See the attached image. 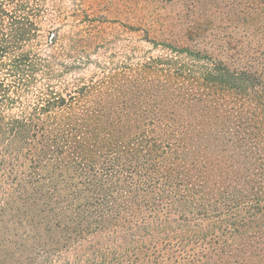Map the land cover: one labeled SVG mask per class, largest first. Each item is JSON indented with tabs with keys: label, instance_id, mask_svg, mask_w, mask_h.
Masks as SVG:
<instances>
[{
	"label": "trees",
	"instance_id": "16d2710c",
	"mask_svg": "<svg viewBox=\"0 0 264 264\" xmlns=\"http://www.w3.org/2000/svg\"><path fill=\"white\" fill-rule=\"evenodd\" d=\"M3 5L0 66L32 77L14 55L27 28ZM229 43L164 42L21 105L0 73V259L30 241L57 264L49 242L86 241L91 264H264V0L263 46L235 64Z\"/></svg>",
	"mask_w": 264,
	"mask_h": 264
},
{
	"label": "rangeland",
	"instance_id": "374dc122",
	"mask_svg": "<svg viewBox=\"0 0 264 264\" xmlns=\"http://www.w3.org/2000/svg\"><path fill=\"white\" fill-rule=\"evenodd\" d=\"M2 4L27 28L14 55H23L22 68L36 70L34 76L22 77L12 75L13 59L0 66L5 81L19 88L16 105L34 102L47 85L66 94L104 68L132 67L140 59L165 54L164 42L197 44L207 50L230 42L223 56L234 54L230 60L235 64L246 62L251 41L263 46V0H2ZM253 24H258V31ZM62 242L60 246L49 242L45 249L57 264L101 261L98 246L85 241L81 247L68 244L70 249ZM23 247L16 251L7 247L0 264H43L32 254L42 247L30 241ZM58 249L67 251L58 254ZM27 253L35 261L24 258ZM87 255L92 259H85Z\"/></svg>",
	"mask_w": 264,
	"mask_h": 264
}]
</instances>
